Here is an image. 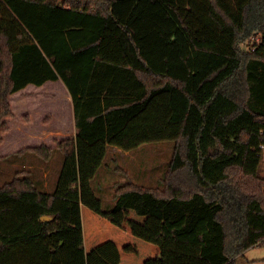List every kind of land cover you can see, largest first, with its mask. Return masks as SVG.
<instances>
[{
    "label": "trees",
    "instance_id": "obj_1",
    "mask_svg": "<svg viewBox=\"0 0 264 264\" xmlns=\"http://www.w3.org/2000/svg\"><path fill=\"white\" fill-rule=\"evenodd\" d=\"M57 80L76 135L54 192L25 170L0 188V264H239L264 245V0H0V146L10 96ZM163 140L161 186L119 184L105 211L109 146Z\"/></svg>",
    "mask_w": 264,
    "mask_h": 264
},
{
    "label": "rangeland",
    "instance_id": "obj_2",
    "mask_svg": "<svg viewBox=\"0 0 264 264\" xmlns=\"http://www.w3.org/2000/svg\"><path fill=\"white\" fill-rule=\"evenodd\" d=\"M229 1L234 3L235 0ZM242 46L250 50L248 42ZM54 83L46 85L47 90L52 91L51 94L34 93L37 95L31 96L16 92L10 96L14 115L6 118L10 130L0 146V155L3 157L0 160V188L12 180L18 171L25 170L40 190L54 192L64 155L56 147L58 139L44 138L42 131L43 126L48 128L49 123L59 120L65 106L58 87L61 81ZM34 87L31 85L25 91L35 90ZM41 144L53 147L51 158L47 161L33 152L17 153L25 147ZM174 150L173 140L144 143L130 151L112 146L92 180L94 190L103 202V209L110 211L115 206L114 195L119 184L132 181L146 186H161V179L168 170ZM260 173L264 176V159ZM237 261L239 264H264V245L250 248Z\"/></svg>",
    "mask_w": 264,
    "mask_h": 264
},
{
    "label": "crops",
    "instance_id": "obj_3",
    "mask_svg": "<svg viewBox=\"0 0 264 264\" xmlns=\"http://www.w3.org/2000/svg\"><path fill=\"white\" fill-rule=\"evenodd\" d=\"M57 81H61V86H58V87L60 88L59 92L61 93V97H62L63 101L65 102V106L63 107V110H62L63 112H62V114L59 115V120H57L56 123H53V124L49 123L48 128L46 125L42 127V131L45 134L44 138H49V139H54V138L63 139V138H67V137H71V136L76 135L74 105H73L72 97H71L66 85L64 84V82L62 80H57ZM57 81H47L46 83H44L42 85L28 84L25 88H23L17 92H21L22 94L27 93L28 95H31V96L37 95V94L35 95L34 93H44L45 95L51 94L52 91L47 90V88H48L47 84H53L54 85L55 84L54 82H57ZM31 85L35 86L34 87L35 90H31V91L26 92L25 90H27V88ZM30 119H31V117H30ZM44 138H42V139H44ZM49 146H52V145H49ZM111 147L112 146H109L108 150H110ZM26 152H30V151H26ZM19 154H21V153H19Z\"/></svg>",
    "mask_w": 264,
    "mask_h": 264
},
{
    "label": "built area",
    "instance_id": "obj_4",
    "mask_svg": "<svg viewBox=\"0 0 264 264\" xmlns=\"http://www.w3.org/2000/svg\"><path fill=\"white\" fill-rule=\"evenodd\" d=\"M257 149L259 151L260 156L264 159V142L261 143Z\"/></svg>",
    "mask_w": 264,
    "mask_h": 264
},
{
    "label": "water",
    "instance_id": "obj_5",
    "mask_svg": "<svg viewBox=\"0 0 264 264\" xmlns=\"http://www.w3.org/2000/svg\"><path fill=\"white\" fill-rule=\"evenodd\" d=\"M46 219H49V217L45 216V217L42 218V220H46Z\"/></svg>",
    "mask_w": 264,
    "mask_h": 264
}]
</instances>
